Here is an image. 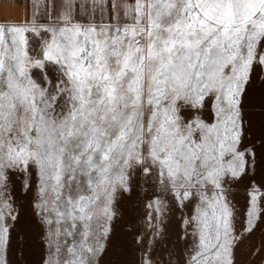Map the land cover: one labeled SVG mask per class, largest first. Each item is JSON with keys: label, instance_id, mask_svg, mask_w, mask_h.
Here are the masks:
<instances>
[{"label": "snow or ice", "instance_id": "snow-or-ice-1", "mask_svg": "<svg viewBox=\"0 0 264 264\" xmlns=\"http://www.w3.org/2000/svg\"><path fill=\"white\" fill-rule=\"evenodd\" d=\"M0 264H264V0H0Z\"/></svg>", "mask_w": 264, "mask_h": 264}, {"label": "rangeland", "instance_id": "rangeland-1", "mask_svg": "<svg viewBox=\"0 0 264 264\" xmlns=\"http://www.w3.org/2000/svg\"><path fill=\"white\" fill-rule=\"evenodd\" d=\"M262 178L261 174L258 172L257 173V176H256V179L259 181L260 179ZM260 238H261V234L260 233H257L256 236H254L252 238V241L254 243H259L260 241ZM247 244V241L245 242ZM242 248H245V246H242ZM246 248H245V251H244V255H242L240 258L243 260V259H247V255H246Z\"/></svg>", "mask_w": 264, "mask_h": 264}]
</instances>
